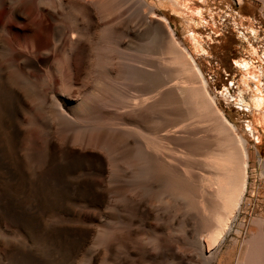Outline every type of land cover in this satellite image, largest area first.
I'll list each match as a JSON object with an SVG mask.
<instances>
[{
    "label": "rangeland",
    "instance_id": "1",
    "mask_svg": "<svg viewBox=\"0 0 264 264\" xmlns=\"http://www.w3.org/2000/svg\"><path fill=\"white\" fill-rule=\"evenodd\" d=\"M113 1L121 3L122 0ZM146 1L154 6L158 15L167 18L176 43L186 47L201 67L207 90L214 97L217 106L227 119L234 123L236 133L248 142V149L252 155L249 164V181L231 230L217 250H214L212 257H204L206 251H202L199 241L203 242L204 246L202 237L207 238L209 229L204 230L202 228L204 224L202 227L198 226L200 228L193 224L201 221L202 225V215H200L202 210L198 207L199 205L197 207L193 205L192 209L191 207L188 209L177 198L168 196L166 199V195L145 192L132 186L128 175L124 177L125 189L121 194L119 189L121 175L118 170L116 152L91 147L84 142L86 133L95 126L94 119L104 101L113 104L116 92L120 88L128 89L133 93H137L140 89V82L135 79L134 71L128 64H138L139 61L148 58V61L151 59L153 62L160 56L158 54L164 56L161 49H158L159 53L155 52V48L160 46L150 42L148 35H143L144 37L138 35L134 38V35L130 34V37H127L129 41L125 39L119 41L120 44H116L115 52L111 49L106 50L100 45H92L90 54L94 51L91 55L98 56L99 67L94 65L92 74L91 71L82 67L78 73L74 74L73 84L69 87H63L70 76L66 68L68 55H66V47L62 50H53L48 58L40 61L37 71H33L35 76H31L30 80L26 78V71L21 77L9 75L11 71H7L9 81L4 83L0 80V93H2L0 96L4 97L6 103L4 115L7 147L4 198L8 208L6 213H0V230L17 229L21 233L18 237L17 234L8 231V236L3 238L0 232V241L15 242L19 247L20 244L22 246L20 255L13 258L12 255L0 257V264H216L219 252L225 247L232 245L235 247L234 253L238 252L243 239L251 234L252 229L249 233L248 230L254 219L261 218L264 229V166L258 159L261 157L264 160V7L262 1L243 0L240 4L236 0ZM121 7L113 13V16L121 17L124 22H129L136 17V10L130 4H123ZM2 44L0 41V57L3 53ZM124 44L126 45L123 46ZM148 46L152 47L154 53ZM95 57L92 58L97 63L98 60ZM104 59L107 61L105 62L107 66L101 61ZM3 60L2 56L0 64ZM239 63L245 64V67L238 66ZM57 64L60 71L56 69ZM62 66L65 71L64 77ZM113 66L116 69L115 67L111 69ZM99 68L106 72L110 69L113 71V76L119 77V80L114 77L109 81ZM60 72L62 73L59 74ZM10 77L17 80H12V84ZM26 79L32 86V90ZM102 81L104 84L101 85L103 87L99 85L102 89L100 90L98 84H102ZM255 83L260 90H257ZM88 84L91 85L90 88L96 85L98 89L94 87L89 90ZM74 85L75 87H72ZM87 88L92 94L87 92ZM10 89L19 92V100ZM94 89L99 91L95 92ZM33 90H35L34 93L38 91L36 92L38 94L35 93V95ZM87 93L90 94L89 97L86 96ZM93 103L96 106L99 103L100 105L85 115L84 105L87 107L90 104L89 108H91ZM76 107L80 110L84 107L83 112H78ZM74 109L77 111L75 112ZM78 113L83 114L80 116ZM15 125L19 127L20 142L14 149ZM68 140H71V144H68ZM75 144L79 146L82 144V146L79 148ZM89 148L92 150L89 151ZM103 158H106L108 163ZM164 198L166 200L170 198L171 201L168 200L169 203H167ZM134 203L152 208V213L155 214H152L154 216L145 223L139 220L133 236L128 232L129 221L134 215L141 219V215L132 210ZM153 206L158 210L155 211ZM12 209H16L17 212L11 211ZM195 211H199L198 220V212ZM11 213L13 215L15 213L20 223L11 221ZM191 223L192 225H189ZM26 226L33 227V230L28 231ZM194 226L197 231L200 230V234L196 232V228L193 231ZM189 232L192 233L193 238ZM193 234L199 236L194 237ZM9 235L14 236L13 239ZM234 241L235 244H233ZM175 254H184L188 262L182 263L180 259L175 258ZM214 254L215 257H213ZM14 259L17 262H14ZM231 264H235L234 255Z\"/></svg>",
    "mask_w": 264,
    "mask_h": 264
},
{
    "label": "bare ground",
    "instance_id": "2",
    "mask_svg": "<svg viewBox=\"0 0 264 264\" xmlns=\"http://www.w3.org/2000/svg\"><path fill=\"white\" fill-rule=\"evenodd\" d=\"M242 1L243 0H236L238 4L242 3ZM261 1L264 7V0ZM123 4H130L133 9L136 10V17L129 22H124L119 16H113V13ZM122 11L120 12L122 13ZM123 12H125V10ZM122 17L125 18V16ZM19 19H21V21H19ZM130 34L132 36L134 35V38L138 35H148L150 42L157 45L159 44L160 46L159 48L151 44V46L157 48V50L155 48V52L161 49V52L163 50L164 54H162L164 56L158 54L161 57L159 56L156 59L153 54L152 56L156 61L153 60L152 62L151 59L148 61V55V59H143V61H139L138 64H128L134 71L135 79L140 82V89H138L137 93L130 92V90L125 88H120L119 91L116 92L113 104L104 101L102 106L100 103L96 106L97 101H95L96 104L93 103V106L89 108L90 104L94 102L92 101L89 106L87 105L90 110L98 108L100 105V111L95 109V111H99L94 119L95 126L86 133L87 135L85 136L84 142L91 147H99L108 152L112 150L116 152L118 170L121 175L119 181L121 194H123L125 189L124 177L128 175L130 184L145 192L166 195V199L168 196L177 198L184 204L185 208L188 209L190 207L192 209L193 205L195 207L199 205L198 207H201L200 209L202 210L200 214L202 215V225L200 220V223L198 222L200 225L198 223V225L192 223L196 225V227H202L204 224L202 228H204V230L207 228L209 229H207L209 231L206 234L207 238L205 235V239L202 237L204 246L202 245L203 242L201 243V241H198L202 246V251H206L204 257L211 258L214 250H217L220 243L231 230L233 221L239 212L249 181V164L252 155L248 149V142L236 133L234 123L227 119L217 106L214 97L208 92L206 80L201 71L202 69H200L201 67H199L193 55L186 47L176 43L174 32L169 26L167 18L158 15L154 6L150 5L146 0H122L121 3H116L113 0H0V41L3 43L2 56L4 59L2 64H0V80L4 83L9 81L7 71H11L9 75L17 77L24 76V71H26V78L30 80L31 76H35L33 71H37L40 61L48 58L53 50H62L63 47H66V55L68 54L66 68L70 76L64 82L63 87H69L73 84L72 80L74 74L78 73L82 67L89 70V72L91 71V74L94 65L99 67L100 60L98 56L95 57L96 55H91L94 51L90 54V48H93L92 45H100L106 50L111 49V51L114 50L115 52L117 47L116 44L121 40L128 39L127 37H130ZM125 45L126 44L123 46ZM149 49L152 50V47H149ZM100 51H102V49ZM106 54L107 53H105V55ZM114 54L116 55V53H112V55ZM2 56L0 59H2ZM92 57H95V59L97 58L99 63H96ZM111 59L108 58V60ZM114 60L115 59H113V61ZM101 61L104 62V64L107 62L105 59ZM58 64L56 65L57 68L55 67L56 69L59 68ZM238 66L244 68L245 64L239 63ZM114 67L115 66L111 67V69ZM61 70L64 71L63 66ZM94 70L93 73H95ZM99 70L103 71L100 68ZM109 70L110 69H107V72L104 70L101 73H103L106 76L105 78H108L109 81L113 80L112 78L114 77L119 80V77L113 76V71ZM58 71H60V69H58ZM61 73L62 72L59 74ZM64 74L65 71L63 77ZM103 74H101L102 77ZM95 76L97 75L95 74ZM58 77L60 78V75ZM89 77L91 78V76ZM98 77L100 78V76ZM120 77L122 76L120 75ZM14 79H11V81ZM94 80L97 79L94 78ZM106 81L108 82V80ZM108 83L111 84V82ZM14 84L16 85V83ZM27 84H29L28 80ZM89 84L91 83L89 82ZM93 84L95 83L93 82ZM103 84L104 81H102V84H98L100 90H102L101 87L103 86L101 85ZM106 85L108 86V84ZM255 85L258 90V84L255 83ZM31 87L32 86H30V88ZM72 87H75V85ZM90 87L91 85L88 87L89 90L94 87L97 88L96 85L92 88ZM33 88L35 89V87ZM88 88L87 92L90 93L91 91L89 92ZM30 90H32V88ZM96 90L94 89L95 92L99 91ZM34 91L35 90L32 92L34 93ZM12 92L19 100V92L15 89H13ZM1 94L2 93H0V95ZM86 96L89 97L90 94ZM5 105L4 97L0 96L1 214L3 212L6 213L8 209L6 206V198H4L5 152L7 147L5 139ZM94 105L96 107H94ZM84 106L87 109L86 105ZM78 108L76 107V109ZM86 109L84 110L83 107L85 115L92 112V110L90 111L87 109L86 111ZM83 110L78 109V112H83ZM74 111L76 112L77 110L74 109ZM95 111L93 113H95ZM72 114L74 115V113ZM82 114L78 113L80 116ZM18 128L19 127L15 125L14 149L20 142V132ZM70 141L68 144H71ZM77 145L75 144V146ZM81 146H79V148ZM83 150H85V148ZM90 150L92 149L89 148V151ZM103 159L108 163L106 158ZM258 159L259 163H262L264 166V160H262L261 157ZM39 166L38 163V167ZM10 191L12 190L10 189ZM127 194L129 195L130 192ZM166 199L164 198V200ZM168 200H170V198ZM168 200H166L167 203H169ZM156 204H158L157 200ZM154 208L155 211L158 210V208L156 209V207L153 206V209ZM151 209L141 206L138 203L133 204L132 210L140 214L141 219H139L137 215H134L132 218L130 217L128 230L130 234L134 236V233H136V224H138L139 220L145 223L151 218L152 214H155L152 213ZM11 211L17 212L16 209H12ZM195 212H198V220L200 218L199 211ZM11 221L13 223H20L15 213L14 215L11 213ZM180 221L178 222L180 223ZM192 223L189 225H192ZM26 227L28 231L33 230V227ZM196 227L194 226L193 231H195ZM258 230L262 231L260 227ZM8 231L17 234V236L21 235L17 229L11 230L4 228L0 230L2 233V236H0H8ZM196 232L199 233L200 230L197 231L196 228ZM120 233L122 234V232ZM252 234L249 237H251ZM262 234L260 235L264 239V235ZM190 235L192 237V233ZM11 236L12 235H9V237ZM193 236L197 237L199 235L193 234ZM13 237L14 236H12V239ZM23 237H25V235ZM160 243L159 240V245ZM0 246V257L12 255L11 257L13 258V256H18L22 253L20 249V247H22L21 244L19 247L15 242L0 241ZM257 251H259L258 248L253 249V252ZM215 254L213 257H215ZM175 255V258L177 257L178 260L180 259L182 263L188 262L184 254ZM32 260H35L34 257ZM208 260L209 259H207V263H209ZM15 261L14 259V262ZM204 262L206 263V261Z\"/></svg>",
    "mask_w": 264,
    "mask_h": 264
},
{
    "label": "crops",
    "instance_id": "3",
    "mask_svg": "<svg viewBox=\"0 0 264 264\" xmlns=\"http://www.w3.org/2000/svg\"><path fill=\"white\" fill-rule=\"evenodd\" d=\"M259 227L260 230L262 229V231L258 230ZM250 229L252 230L250 231ZM249 231L251 234L253 232V238L252 236L249 237L251 234L248 237L246 236L247 238H244L245 240L243 239L244 242H241L240 249L236 253H234L235 247L232 245L225 247L221 252H219L218 256L216 253V264H231L233 255L235 256V264H264V239L260 235L262 232V235H264V229L262 228L261 218H256L253 220V222H251L248 233ZM235 241L233 244H235ZM256 248H258L259 251L253 252V249Z\"/></svg>",
    "mask_w": 264,
    "mask_h": 264
}]
</instances>
